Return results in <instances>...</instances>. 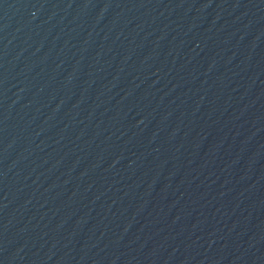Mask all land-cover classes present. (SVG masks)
<instances>
[{"label":"water","instance_id":"95a60500","mask_svg":"<svg viewBox=\"0 0 264 264\" xmlns=\"http://www.w3.org/2000/svg\"><path fill=\"white\" fill-rule=\"evenodd\" d=\"M0 264H264V0H0Z\"/></svg>","mask_w":264,"mask_h":264}]
</instances>
